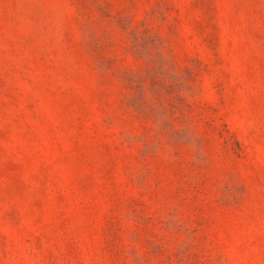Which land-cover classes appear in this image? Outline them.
<instances>
[{
    "label": "rangeland",
    "instance_id": "374dc122",
    "mask_svg": "<svg viewBox=\"0 0 264 264\" xmlns=\"http://www.w3.org/2000/svg\"><path fill=\"white\" fill-rule=\"evenodd\" d=\"M0 264H264V0H0Z\"/></svg>",
    "mask_w": 264,
    "mask_h": 264
}]
</instances>
